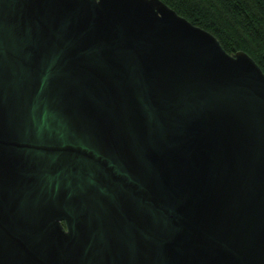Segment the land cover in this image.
Instances as JSON below:
<instances>
[{
	"label": "water",
	"instance_id": "obj_1",
	"mask_svg": "<svg viewBox=\"0 0 264 264\" xmlns=\"http://www.w3.org/2000/svg\"><path fill=\"white\" fill-rule=\"evenodd\" d=\"M0 264H264V73L161 0H0Z\"/></svg>",
	"mask_w": 264,
	"mask_h": 264
},
{
	"label": "trees",
	"instance_id": "obj_2",
	"mask_svg": "<svg viewBox=\"0 0 264 264\" xmlns=\"http://www.w3.org/2000/svg\"><path fill=\"white\" fill-rule=\"evenodd\" d=\"M212 34L228 54L245 52L264 73V0H161Z\"/></svg>",
	"mask_w": 264,
	"mask_h": 264
}]
</instances>
